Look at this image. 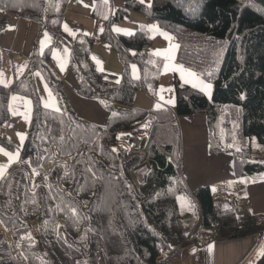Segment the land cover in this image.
I'll list each match as a JSON object with an SVG mask.
<instances>
[{
	"label": "trees",
	"instance_id": "obj_1",
	"mask_svg": "<svg viewBox=\"0 0 264 264\" xmlns=\"http://www.w3.org/2000/svg\"><path fill=\"white\" fill-rule=\"evenodd\" d=\"M94 1L93 14L105 24L102 38L123 64L117 83L106 81L90 59L94 37L71 38L61 31L68 0H0V9L39 24L28 67L7 87L0 82V127L9 120L11 94L33 102L19 159L0 180V264H166L178 246L263 232L264 224L253 216L219 214L208 186L192 191L199 225L186 232L178 198L189 188L181 171L177 116L204 113L210 152H230L237 175L264 171L263 162L250 158L252 138L264 144V6L257 0H152L150 6L125 0L114 19L136 10L157 21L178 43L176 62L213 83L208 97L176 79L175 110H146L134 106V97L142 87L153 95L161 70L149 51L150 31L113 34L100 12L106 5ZM4 24L2 17L0 33ZM49 27L69 47V68L80 93L104 100L106 124L76 114L62 79L40 56L39 36ZM134 62L144 70L141 80L131 73ZM2 66L0 47V74ZM34 71L51 89L56 108L42 104ZM144 126L150 127L145 156L152 169L137 187L130 172L137 156L119 149L118 134H136ZM0 146L14 151L1 133ZM263 261L264 255L256 264Z\"/></svg>",
	"mask_w": 264,
	"mask_h": 264
},
{
	"label": "crops",
	"instance_id": "obj_2",
	"mask_svg": "<svg viewBox=\"0 0 264 264\" xmlns=\"http://www.w3.org/2000/svg\"><path fill=\"white\" fill-rule=\"evenodd\" d=\"M102 1L106 5V10L101 9L100 12L107 11L110 32L128 35L124 32L113 31V26L132 33L140 28L149 29L150 54L154 61H160L161 64L156 93L152 95L145 87L140 88L134 97V106L146 110L162 107L175 110L174 81L182 76L181 69H183L184 76H188L187 74L193 71L176 62L178 43L172 33L162 28L157 21H151L146 14L136 10H130L121 18L114 19L116 10L125 6V0ZM137 1L142 3L141 0ZM151 3L152 0H144L142 4L149 6ZM95 6L94 0H68L61 31L71 38L82 34L94 37L90 59L106 81L117 83L121 79L123 64L119 53L112 48L111 43L102 38L105 24L102 18L93 14ZM2 17H5V24L0 33L3 60L0 77L8 85L28 67L29 57L39 35V24L17 13L0 9V19ZM153 25L158 26V30L150 27ZM38 51L62 79L68 101L76 114L97 124H106L109 112L105 108L104 100L88 98L80 93L79 80L69 68V47L56 28L49 27L39 36ZM157 52L160 54L157 55ZM61 63L64 64L63 69L58 66ZM132 65H135L137 69L135 76L132 72ZM131 66L133 77L141 80L144 76L141 65L134 62ZM195 77L198 78L196 74ZM13 96L18 99L13 101L11 99ZM206 96L209 97V95ZM25 101H29L30 106L26 105ZM10 105L11 111L9 110ZM32 109L33 102L29 96L20 93L10 95L8 99L9 120L1 127V134L12 144L14 151L0 146V180L9 167L19 159L32 117ZM25 115L28 116L27 120ZM177 121L181 138V171L189 190L194 191L200 186H208L212 192L214 207L219 214L234 211L240 220L253 216L264 224V171L237 175L234 169V158L230 152L211 153L204 113L178 115ZM132 134L139 135L138 132L136 134L132 132ZM254 142L256 141H251L252 150ZM255 146H258L257 143ZM252 150L251 160L264 163V154L261 152L254 154ZM5 153L16 158L10 160L9 155ZM262 249H264V230L259 234L242 238L214 239L201 247L190 244L184 248L181 256L174 257L173 263L256 264L264 255L259 254Z\"/></svg>",
	"mask_w": 264,
	"mask_h": 264
},
{
	"label": "rangeland",
	"instance_id": "obj_3",
	"mask_svg": "<svg viewBox=\"0 0 264 264\" xmlns=\"http://www.w3.org/2000/svg\"><path fill=\"white\" fill-rule=\"evenodd\" d=\"M104 15L107 16V11L104 13ZM184 68H186V67H184ZM186 69H189V68H186ZM189 70H191V69H189ZM191 71H193V73H195L198 76V79L203 80L205 83H210L212 85V90H213V83H212L211 79H205L198 72H196L194 70H191ZM33 76L37 82V87H38V90H39L40 95H41L42 104L43 105L52 104V105H54L53 108H56L57 107L56 102L54 103L55 97H54L51 89L49 88L48 84L46 83V81L42 77V75L39 72L34 71ZM192 80H193V77L184 76V75H183V78H182V76L179 78L180 84H183V85L188 84L190 86H193L191 82H186V81H192ZM0 81H2V83L5 82L1 77H0ZM174 85H175V81H174ZM157 87H158V84L155 88L154 93H156ZM195 88L199 89L198 87H195ZM212 90H211V95H212ZM160 95H161V93H160ZM0 133H1V127H0ZM252 140L256 141L253 144L254 147H253L252 152L254 154H260V152H261V154H264V144L258 142L256 140V138H254V137L252 138ZM255 143H257L258 146H255ZM258 147H260V148H258ZM260 149H262V150L260 151ZM187 193L188 194L180 195V197L178 198V204H179V209H180V213H181V218H182L183 224H184V229L186 230L187 233L191 234L192 231L196 230L198 228V225H199V207H198L196 200L191 195L192 191L188 190ZM33 226H34V228H36L35 223H33ZM5 235L9 239H11L8 232H5ZM11 241L13 242V240H11Z\"/></svg>",
	"mask_w": 264,
	"mask_h": 264
},
{
	"label": "built area",
	"instance_id": "obj_4",
	"mask_svg": "<svg viewBox=\"0 0 264 264\" xmlns=\"http://www.w3.org/2000/svg\"><path fill=\"white\" fill-rule=\"evenodd\" d=\"M137 136L130 134L129 132H121L118 134L119 149H129L133 155L137 156L136 162L132 165L130 172L133 182L137 187L142 186L148 176V173L152 169V165L145 156V147L149 136V126L138 129ZM263 234V233H262ZM261 234V235H262ZM260 235V236H261ZM15 241V239H9ZM183 254V247L178 246L173 249L171 255L166 264H174V257L181 256Z\"/></svg>",
	"mask_w": 264,
	"mask_h": 264
},
{
	"label": "snow or ice",
	"instance_id": "obj_5",
	"mask_svg": "<svg viewBox=\"0 0 264 264\" xmlns=\"http://www.w3.org/2000/svg\"><path fill=\"white\" fill-rule=\"evenodd\" d=\"M141 2L143 3L144 0H141ZM104 18L107 19V16H105ZM150 27L153 28V29H155V30H158V26L153 25V26H150ZM66 30H67V28H66ZM102 30L103 29H101V31ZM113 31L118 32V33L124 32V33H126L128 35H133L134 34V33L130 32V31H127V30H124V29H121V28H118V27H115V26H113ZM45 37L47 38V34H45ZM168 38L170 39V37H168ZM42 44H43V42H42ZM133 54H135V53H133ZM156 54L159 55L160 53L157 52ZM54 57H55V53H54ZM93 59H95V58H93ZM97 63H99V61H97ZM58 66L61 69H63L64 64L61 63ZM131 67H132L133 75L135 76L136 75V72H137L136 66L135 65H132ZM181 72H182V78H183V69H181ZM187 75L190 76V77H193V80L192 81H186V82H191L192 85H193V87H198L200 89V91L204 92L206 95H209V96L211 95L212 85L210 83H205L203 80H200V79L196 78L195 77V74L192 73V72H189ZM0 82H2V81H0ZM117 82H119V81H117ZM4 86L7 87L8 85L5 84ZM241 98L243 99V96ZM11 99L13 101H15L16 99H18V97L13 96ZM169 102L171 103V101H169ZM25 104L30 106V102L29 101H25ZM45 107H54V105H52V104H45ZM9 110L11 111V105H10ZM29 111H30V107H29ZM25 119L26 120L28 119V116L27 115H25ZM21 139H23L22 136H21ZM5 155H9V154L5 153ZM15 158H16L15 156L9 155V159L10 160H13ZM259 254H264V249H262L261 250V253H259Z\"/></svg>",
	"mask_w": 264,
	"mask_h": 264
},
{
	"label": "water",
	"instance_id": "obj_6",
	"mask_svg": "<svg viewBox=\"0 0 264 264\" xmlns=\"http://www.w3.org/2000/svg\"><path fill=\"white\" fill-rule=\"evenodd\" d=\"M257 1L260 2L264 6V0H257ZM262 264H264V261L262 262Z\"/></svg>",
	"mask_w": 264,
	"mask_h": 264
}]
</instances>
